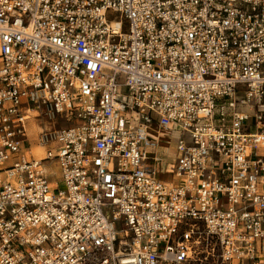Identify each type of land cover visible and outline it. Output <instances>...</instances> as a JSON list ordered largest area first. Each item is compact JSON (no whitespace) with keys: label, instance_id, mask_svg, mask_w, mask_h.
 <instances>
[{"label":"built area","instance_id":"2783aa9c","mask_svg":"<svg viewBox=\"0 0 264 264\" xmlns=\"http://www.w3.org/2000/svg\"><path fill=\"white\" fill-rule=\"evenodd\" d=\"M0 264H264V0H0Z\"/></svg>","mask_w":264,"mask_h":264},{"label":"rangeland","instance_id":"374dc122","mask_svg":"<svg viewBox=\"0 0 264 264\" xmlns=\"http://www.w3.org/2000/svg\"><path fill=\"white\" fill-rule=\"evenodd\" d=\"M46 124V120L44 118H41L39 120H33L30 121L27 124V128L29 130V137H28V142H26L25 146L28 147L32 142L36 140L34 130L37 125H43ZM65 127L64 123L61 124L57 128H63ZM37 131V129H36ZM42 152V149H41ZM46 168L49 170V179L52 184L57 183L60 180V170L57 161H51V162H46ZM170 176H168V179Z\"/></svg>","mask_w":264,"mask_h":264},{"label":"bare ground","instance_id":"6f19581e","mask_svg":"<svg viewBox=\"0 0 264 264\" xmlns=\"http://www.w3.org/2000/svg\"><path fill=\"white\" fill-rule=\"evenodd\" d=\"M36 129H37V131H36ZM40 131H41L40 128H39L38 126H36V128H35V130H34L35 137H36V133H38V132H40ZM32 150H33L34 153H39V154H41V149H40V148L35 147V148L32 149Z\"/></svg>","mask_w":264,"mask_h":264}]
</instances>
